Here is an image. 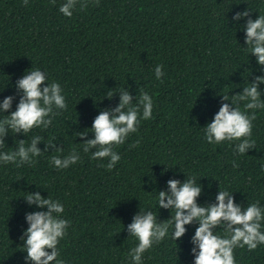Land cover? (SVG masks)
Listing matches in <instances>:
<instances>
[{
    "label": "trees",
    "instance_id": "16d2710c",
    "mask_svg": "<svg viewBox=\"0 0 264 264\" xmlns=\"http://www.w3.org/2000/svg\"><path fill=\"white\" fill-rule=\"evenodd\" d=\"M65 2L28 0L25 6L24 0H0V103L14 97L4 115L16 110V82L30 69L46 73L49 84L59 83L67 104L47 129L26 136L9 132L0 148L15 151L18 140L27 145L37 135L41 151L49 142L63 147L62 153L50 149L33 158V166L0 163V264H25V214L47 211L30 207L26 193L39 191L63 204L61 218L70 226L57 248L64 264H132L129 253L138 241L127 226L139 211H152L160 223L175 215L158 207V193L167 191L170 179H195L202 186L201 206L215 203L220 188L242 208L258 201L264 209V109L255 110V145L244 155L236 152L237 141L207 143L204 128L222 96L231 101L264 75L244 43L246 19L233 21L245 10L252 20L264 15V0H100L99 6L87 0L88 7L78 3L70 18L59 11ZM157 65H163L159 80ZM122 89L133 104L147 92L152 118L141 119L138 131L114 149L121 159L109 171V159L93 160L82 143L94 139V119L119 105ZM260 90L264 100V84ZM81 132L87 137L80 139ZM74 149L76 164H51L52 156L64 158ZM198 226L186 225L175 241L170 225L165 239L144 253L143 264H194L191 239ZM214 234L223 238L224 227ZM234 256L235 264H264V245L236 248Z\"/></svg>",
    "mask_w": 264,
    "mask_h": 264
},
{
    "label": "clouds",
    "instance_id": "9594fccd",
    "mask_svg": "<svg viewBox=\"0 0 264 264\" xmlns=\"http://www.w3.org/2000/svg\"><path fill=\"white\" fill-rule=\"evenodd\" d=\"M55 3V0H52ZM81 9L88 7L87 0H66L59 11L65 17H71L77 4ZM100 0H95L99 6ZM25 6L28 0H24ZM250 11L237 12L233 21L239 22L246 19L244 27L246 49L256 57L257 64L264 70V15L257 19L249 18ZM163 65L155 68L156 78L163 76ZM264 84V75L256 76L249 86L244 87L242 93L232 96L231 101L227 95L222 96L223 101L212 122L205 128V139L209 144L231 143L237 141L236 152L244 155L253 149L255 141L251 139L253 121L256 119L257 109H264V100L261 99L260 85ZM16 90L20 95L16 110L10 115L14 97L4 98L0 103V148L6 146L5 137L9 132L15 136L30 133L33 129H47L58 110H66L67 104L59 83L47 82V75L39 69L28 70L25 75L17 80ZM108 100L114 96L109 92ZM240 102L244 103V111L240 109ZM142 108V116H141ZM248 110H252L249 114ZM153 98L147 93L140 95L137 103L133 104V97L122 89L119 92V105L115 108L104 109L94 119L92 134L94 139H87L83 144L84 153H91L93 160L109 159L106 165L111 171L120 161L121 156L114 150L123 145L130 134L138 131L141 119L152 118ZM80 139L87 137L84 132L76 133ZM41 136H34L30 144L25 140H18L15 151L0 152V163H11L16 167L25 164L33 166L35 160L43 152L50 149L57 153L63 152V147L56 143L45 144L44 151L37 147L41 143ZM139 141L130 147H137ZM95 150V151H93ZM80 156L74 149L68 156H52L51 164L57 169H67L76 164ZM102 167L104 165H101ZM158 199L159 209L174 210L175 215L166 222L160 223L152 211H139L133 217V222L127 226L129 236L138 241V245L131 249L129 255L132 264H143L142 257L154 244H159L168 235L169 226L174 227L172 239L175 241L183 237L187 231L186 225L193 223L199 226L191 239L194 264H235L234 250L244 248L254 251L259 245H264V232L261 231L264 221V209L259 202L252 203L246 208L235 203L233 193L222 191L219 188L215 203L201 206L197 198L202 195V186L197 185L195 179L187 178L184 182L177 179L167 181V191H160ZM31 207L47 209L25 214L28 228L21 239L26 248L25 264H64L58 259L60 253L58 244L67 235L70 222L61 218L65 209L61 202L48 196L44 198L40 192L26 193L23 198ZM223 226L225 236L222 238L214 231Z\"/></svg>",
    "mask_w": 264,
    "mask_h": 264
}]
</instances>
